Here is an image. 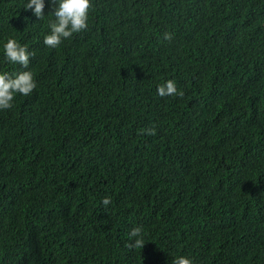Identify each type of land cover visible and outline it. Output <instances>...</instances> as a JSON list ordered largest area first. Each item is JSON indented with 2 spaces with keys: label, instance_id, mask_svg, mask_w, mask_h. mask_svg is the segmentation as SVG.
<instances>
[{
  "label": "trees",
  "instance_id": "trees-1",
  "mask_svg": "<svg viewBox=\"0 0 264 264\" xmlns=\"http://www.w3.org/2000/svg\"><path fill=\"white\" fill-rule=\"evenodd\" d=\"M27 3L0 0V72L37 82L0 110V264H264V0H93L55 49Z\"/></svg>",
  "mask_w": 264,
  "mask_h": 264
},
{
  "label": "clouds",
  "instance_id": "clouds-1",
  "mask_svg": "<svg viewBox=\"0 0 264 264\" xmlns=\"http://www.w3.org/2000/svg\"><path fill=\"white\" fill-rule=\"evenodd\" d=\"M54 5L55 17L50 22V34L44 38V44L49 48H58L64 40L73 37L74 34L86 31L89 27L90 13L94 8L93 0H52ZM26 9L34 10V15L41 20L44 16L45 0H28L24 6ZM163 39L171 41L173 34L170 32L163 33ZM4 52L8 61L13 64H19L24 69H28L30 60L35 56L30 52L27 46L21 45L15 38H9L4 44ZM37 88V82L34 73L30 70L23 71L13 75L9 72H0V110H9L13 107V101L17 93L29 96ZM158 95L161 97L177 96L183 98L185 93L178 90L175 80L169 79L166 83H161L157 88ZM148 134L152 142L162 141L155 127L149 125L148 129H141L140 134ZM165 141L171 143L173 135L170 132L166 134ZM111 203L109 197L102 200L104 207ZM130 242L126 247L130 249L143 248L145 241L143 238V228L135 227L129 233ZM134 238V239H133ZM172 264H194V261L186 256H178Z\"/></svg>",
  "mask_w": 264,
  "mask_h": 264
}]
</instances>
